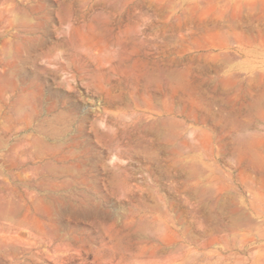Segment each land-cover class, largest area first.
Returning a JSON list of instances; mask_svg holds the SVG:
<instances>
[{
    "label": "rangeland",
    "instance_id": "obj_1",
    "mask_svg": "<svg viewBox=\"0 0 264 264\" xmlns=\"http://www.w3.org/2000/svg\"><path fill=\"white\" fill-rule=\"evenodd\" d=\"M0 264H264V0H0Z\"/></svg>",
    "mask_w": 264,
    "mask_h": 264
},
{
    "label": "bare ground",
    "instance_id": "obj_2",
    "mask_svg": "<svg viewBox=\"0 0 264 264\" xmlns=\"http://www.w3.org/2000/svg\"><path fill=\"white\" fill-rule=\"evenodd\" d=\"M202 1H203V0H202ZM212 2H213V1H212ZM222 2H223V1H222ZM230 3H231V2H230ZM26 10H28V9H26ZM26 10H25V11H26ZM185 10H186V8H185ZM68 11H69V9H68ZM27 13H28V12H27ZM69 13H70V11H69ZM28 14H29V13H28ZM67 17H68V16H67ZM224 34H225V33H224ZM224 36H226V35H224ZM25 37H26V36H25ZM28 38H29V37H28ZM226 38H227V37H226ZM227 39H228V38H227ZM24 41H25V40H24ZM71 42H72V41H71ZM223 42H224V41H223ZM227 42H228V41H227ZM230 42H231V41H230ZM23 43H24V42H23ZM224 43H225V42H224ZM64 47H65V46H64ZM66 47H67V46H66ZM68 47H69V46H68ZM26 48H27V47H26ZM109 48H111V47H109ZM64 50H65V49H64ZM103 51H104V50H103ZM103 51H102V52H103ZM69 52H70V51H69ZM87 52H88V51H87ZM91 52H92V51H91ZM100 54H101V53H100ZM109 54H110V53H109ZM91 55H92V54H91ZM111 55H112V54H111ZM98 56H100V55H98ZM101 56H103V53H102ZM228 57H229V56H228ZM95 58H96V56H95ZM73 59H74V58H73ZM97 59H98V58H97ZM68 61H69V60H68ZM103 61H104V60H103ZM157 67H158V66H157ZM164 68L166 69V68H168V67H164ZM168 69H169V68H168ZM173 69H174V68H173ZM169 70H170V69H169ZM180 70H182V69L179 68V71H180ZM148 71H149V70H148ZM150 71H151V70H150ZM157 71H158V70H157ZM157 71H156V73L159 74V72H157ZM165 71H166V70H165ZM165 71H164V72H165ZM172 71H173V70H172ZM176 71H177V70H176ZM185 71H186V70H185ZM188 71H189V70H188ZM217 71H218V70H217ZM165 73H166V72H165ZM173 73H174V72H173ZM180 73H182V71H180ZM150 74H151V73H150ZM174 74H175V73H174ZM174 74H173V75H174ZM185 74H186V73H185ZM187 74H188V72H187ZM151 75H152V74H151ZM160 75H161V74H160ZM146 76H147V78H148V74H147ZM153 76H154V75H153ZM175 76H177V75H175ZM186 76H188V75H186ZM149 77H150V75H149ZM159 77H160V76H159ZM161 77H162V76H161ZM183 77H184V76H183V73H182V78H183ZM157 78H158V77H157ZM226 78H227V77H226ZM260 78H261V77H260ZM148 79H149V78H148ZM150 79H151V78H150ZM150 79H149V80H150ZM170 79H171V77H170ZM170 79H168V80L170 81ZM158 80H159V78H158ZM160 80H161V79H160ZM172 80H173V78H172ZM172 80H171V81H172ZM179 80H180V79H179ZM179 80H178V82H179ZM182 80H183V79H182ZM182 80H180V81H182ZM154 81H155V80H154ZM171 81H170L169 83H171ZM225 81H226V80H225ZM164 82H165V81H164ZM175 82H176V81H175ZM178 82H177V83H178ZM182 82H184V80H183ZM179 83H180V82H179ZM172 84H175V83H173V81H172L171 85H172ZM182 84H183V83H182ZM175 87H176V86H175ZM178 87H179V86H178ZM253 103H254V102H253ZM259 103H260V105H261V102H259ZM255 105H256V103H255ZM257 105H258V102H257ZM257 105H256V107H257ZM260 105H258V106H260ZM262 105H263V104H262ZM252 107H254V105H253ZM262 107H263V106H262ZM207 108H208V107H207ZM258 108H259V107H258ZM260 109H261V108H260ZM260 109H259V110H260ZM261 111H262V110H261ZM218 120H219V119H218ZM162 122H163V121H162ZM163 123H164V122H163ZM164 125H165V124H164ZM235 126H236V125H235ZM230 127H231V126H230ZM243 127H244V126H243ZM243 127H242V128H243ZM232 129H233V128H232ZM236 130H237V129H236ZM241 130H242V129H241ZM241 130H240V132H241ZM231 131H232V130H231ZM244 134H245V133H244ZM258 135H259V134H258ZM239 138H240V137H239ZM237 139H238V137H237ZM253 140H254V139H253ZM238 141H239V139H238ZM235 142H236V141H235ZM238 143H239V142H238ZM243 143H244V142H243ZM250 143H251V142H250ZM252 143H253V142H252ZM240 144H241V143H240ZM245 145H246V143H245ZM252 145H253V144H252ZM255 145H256V144H255ZM238 146H239V145H238ZM248 146H250V144H249ZM246 147H247V145L245 146V148H246ZM245 148H244V149H245ZM254 148H255V147H254ZM254 148H253V149H254ZM242 149H243V148H242ZM248 150H251V147H250V148H246V151H248ZM256 150H258V149H256ZM241 151H242V150H241ZM241 151H239V153H240ZM251 151H252V150H251ZM254 153H255V152H254ZM240 154H241V153H240ZM242 154H243V153H242ZM248 154H249V153H248ZM248 154H247V156H248ZM251 154H252V152H251ZM244 155H245V154H244ZM254 155H255V154H254ZM238 156H239V155H238ZM242 156H243V155H242ZM252 156H253V154H252ZM255 156H257V155H255ZM244 157H246V156H244ZM252 158L254 159V161H257V162L261 159L260 157H259V158H260V159H259L258 157H254V156H253ZM260 162H261V160H260ZM260 162H259V163H260ZM250 163H251V162H250ZM259 163H258L257 165H259ZM252 164H253V167H255V166H254V163H252ZM248 166H249V164H248ZM256 167H257V166H256ZM245 180H246V179H244V183H246L247 190L253 195V193H254V188H253V186H252L247 180H246V182H245Z\"/></svg>",
    "mask_w": 264,
    "mask_h": 264
}]
</instances>
